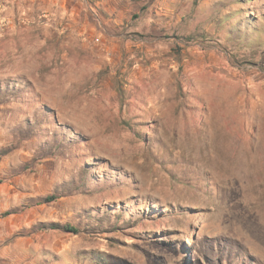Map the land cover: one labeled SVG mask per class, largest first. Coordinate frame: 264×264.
<instances>
[{
    "label": "rangeland",
    "instance_id": "374dc122",
    "mask_svg": "<svg viewBox=\"0 0 264 264\" xmlns=\"http://www.w3.org/2000/svg\"><path fill=\"white\" fill-rule=\"evenodd\" d=\"M0 264H264V0H0Z\"/></svg>",
    "mask_w": 264,
    "mask_h": 264
},
{
    "label": "trees",
    "instance_id": "16d2710c",
    "mask_svg": "<svg viewBox=\"0 0 264 264\" xmlns=\"http://www.w3.org/2000/svg\"><path fill=\"white\" fill-rule=\"evenodd\" d=\"M57 197L55 195H51L50 197L45 198L44 202H49V201H53L55 200ZM7 214H11V213H7ZM45 229H49V230H60V231H64V232H68V233H73V234H78L80 231L70 225H61L58 223H52L49 224L48 226H46Z\"/></svg>",
    "mask_w": 264,
    "mask_h": 264
}]
</instances>
